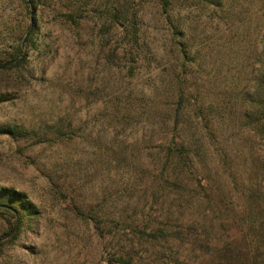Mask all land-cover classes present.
<instances>
[{
	"label": "rangeland",
	"instance_id": "rangeland-1",
	"mask_svg": "<svg viewBox=\"0 0 264 264\" xmlns=\"http://www.w3.org/2000/svg\"><path fill=\"white\" fill-rule=\"evenodd\" d=\"M225 1L0 0V264H251L264 0ZM183 144L206 193L165 184Z\"/></svg>",
	"mask_w": 264,
	"mask_h": 264
},
{
	"label": "trees",
	"instance_id": "trees-1",
	"mask_svg": "<svg viewBox=\"0 0 264 264\" xmlns=\"http://www.w3.org/2000/svg\"><path fill=\"white\" fill-rule=\"evenodd\" d=\"M116 3L113 4L111 11L109 13V22L111 28H115L117 26H126L129 30L133 28L134 21L129 16V9L126 4L129 0L123 1V4L119 3V0H115ZM164 14L169 13L172 7V0H157ZM202 4L207 6L205 8H209L210 6H215L216 9L219 8L222 12L225 11V7L228 6L229 9L233 7V5L229 4L225 0H201ZM242 2V3H241ZM239 2L241 7H245L244 1ZM234 8H236L234 6ZM131 32V33H130ZM129 35L134 36L133 31L128 32ZM182 45V44H180ZM115 49L113 50V54L115 53ZM182 52L187 53L186 49L182 48ZM128 56H131L130 51L127 53ZM114 56V55H113ZM16 60H20L17 56ZM259 102L258 103V111L256 113L260 115L255 116V122L258 126V130L260 133H264V93L258 95ZM185 92L184 89H181L179 94L178 102L176 103L177 114H179L182 110L181 105H184L185 101ZM178 107V108H177ZM196 116V115H195ZM197 117V116H196ZM164 149V159H163V168L166 170L172 169L174 171L175 176L172 175V182L168 179H165V184H171L172 187H175L179 190H184L191 181L197 178L194 176L195 172H193L191 164L195 162V157H190V149L186 147L184 144L181 146H172L168 145L163 147ZM197 184L200 189L204 190L206 193L207 190L201 185L200 180L197 179ZM260 185V184H259ZM188 188V187H187ZM206 198H208V194H205ZM249 206L250 208L246 210L245 215L243 216V221H246L248 226L250 225L249 230L252 231L251 237L254 240L255 247L250 251V255L246 257L250 260L251 264H264V202L261 200V194L258 190H250L248 196ZM8 201L9 198H6ZM3 205V204H2ZM163 235L162 230L152 233L149 236L157 238ZM226 254V258L230 259V263L232 264L233 260L236 257H239V254L234 255L233 251L229 249H224Z\"/></svg>",
	"mask_w": 264,
	"mask_h": 264
}]
</instances>
